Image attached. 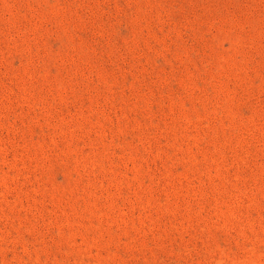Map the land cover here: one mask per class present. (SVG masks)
I'll use <instances>...</instances> for the list:
<instances>
[{
    "label": "rangeland",
    "instance_id": "obj_1",
    "mask_svg": "<svg viewBox=\"0 0 264 264\" xmlns=\"http://www.w3.org/2000/svg\"><path fill=\"white\" fill-rule=\"evenodd\" d=\"M0 264H264V0H0Z\"/></svg>",
    "mask_w": 264,
    "mask_h": 264
}]
</instances>
